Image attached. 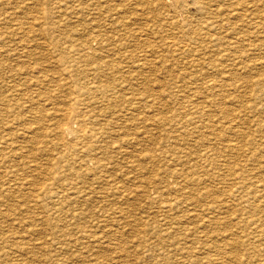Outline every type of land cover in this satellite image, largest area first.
<instances>
[{"label":"rangeland","instance_id":"1","mask_svg":"<svg viewBox=\"0 0 264 264\" xmlns=\"http://www.w3.org/2000/svg\"><path fill=\"white\" fill-rule=\"evenodd\" d=\"M92 1L0 0V264H264V0Z\"/></svg>","mask_w":264,"mask_h":264},{"label":"bare ground","instance_id":"2","mask_svg":"<svg viewBox=\"0 0 264 264\" xmlns=\"http://www.w3.org/2000/svg\"><path fill=\"white\" fill-rule=\"evenodd\" d=\"M79 1H80V0H78V3H79ZM83 1H84V0H83ZM88 1L90 2L91 0H88ZM93 1H94V0H93ZM93 1H92V2H93ZM107 1H108V0H107ZM116 1H117V0H116ZM159 1H160V0H159ZM174 1H175V0H174ZM177 1H179V0H177ZM181 1H182V0H181ZM193 1H194V0H193ZM193 1L190 0V2H193ZM213 1H215V0H213ZM3 2H4V1H3ZM62 2H63V1H62ZM65 2H66V1H65ZM69 2H70V1H69ZM89 2H88V3H89ZM101 2H102V0H101ZM101 2H100V3H101ZM105 2H106V1H105ZM108 2H109V1H108ZM133 2H134V1H133ZM196 2H199V1L196 0ZM203 2H204V1H203ZM203 2H202V5H203ZM208 2H209V0H208ZM215 2H216V1H215ZM245 2H247V1H245ZM44 3H45V2H44ZM44 3H43V4H44ZM55 3H56V1H55ZM55 3H54V4H55ZM58 3H59V1H58ZM58 3H57V4H58ZM71 3H72V2H71ZM90 3H91V2H90ZM110 3H111V1H110ZM113 3H114V2H113ZM128 3H129V2H128ZM175 3H176V1H175ZM180 3H181V2H180ZM183 3H185V2L183 1ZM199 3H200V2H199ZM249 3H250V2H249ZM249 3H247V6H248ZM66 4H68V3H66ZM82 4H83V3H82ZM101 4L104 5L103 2H102ZM101 4H100V5H101ZM106 4H108V3H106ZM129 4H130V3H129ZM164 4H165V3H164ZM176 4H177V3H176ZM185 4L189 5L188 3H185ZM195 4H196V3H195ZM204 4H205V3H204ZM217 4H218V3H217ZM55 5H56V4H55ZM61 5H63V4L61 3ZM78 5H79V4H78ZM91 5H93V4H89V6H91ZM112 5H113V4H112ZM112 5H109V6H112ZM134 5H135V4H134ZM180 5H181V4H180ZM187 5H186V6H187ZM234 5H235V4H234ZM234 5H233V6H234ZM236 5H237V3H236ZM239 5H240V4H239ZM241 5H242V4H241ZM243 5H244V3H243ZM245 5H246V4H245ZM39 6H40V5H39ZM39 6H38V7H39ZM58 6H59V5H58ZM82 6H83V5H82ZM89 6H88V7H89ZM98 6H99V5H98V2H97V6H96V7H98ZM131 6H132V4H131ZM207 6H208V5H207ZM53 7H54V6H53ZM60 7H61V6H59V8H60ZM62 7H63V6H62ZM72 7H73V6H72ZM80 7H81V6H80ZM91 7H92V6H91ZM94 7H95V6H94ZM99 7H100V6H99ZM99 7H98V8H99ZM170 7H171V6H170ZM182 7H184V6H182ZM197 7H198V6H197ZM237 7H238V5H237ZM237 7H235V9H236ZM242 7H243V6H242ZM242 7H241V9L244 8V7H243V8H242ZM245 7H246V6H245ZM254 7H256V6H254ZM55 8H57V6H56ZM55 8H54V10H55ZM65 8H66V7H65ZM69 8H70V7H69ZM73 8H75V7H73ZM106 8H107V7H106ZM129 8H131V7L129 6L128 9H129ZM173 8H176V7L173 6ZM179 8H180V6H179ZM185 8H186V7H185ZM193 8H194V7H193ZM210 8H211V7H210ZM238 8H239V7H238ZM42 9H43V8H42ZM52 9H53V8H52ZM57 9H58V8H57ZM60 9H61V8H60ZM66 9H67V8H66ZM81 9H82V8H81ZM91 9H92V8H91ZM100 9H101V8H100ZM121 9H122V8H121ZM125 9H127V8H125ZM208 9H209V8H208ZM221 9H222V8H221ZM223 9H224V8H223ZM231 9H232V8H231ZM239 9H240V8H239ZM239 9H238V12H239ZM64 10H65V9H64ZM75 10H76V9H75ZM84 10H85V9H84ZM104 10H105V8H104ZM112 10H113V9H112ZM203 10H204V9H203ZM209 10H210V9H209ZM226 10H228V8H227V9L225 8V11H226ZM59 11H61V10H59ZM76 11H77V10H76ZM94 11H96V8H95ZM102 11H103V10H102ZM107 11H109V9H108ZM135 11H136V10H135ZM165 11H166V10H165ZM173 11H174V10H173ZM201 11H202V9H201ZM206 11H207V10H206ZM213 11H215V10H214V7H213ZM225 11H223V14H224ZM230 11H231V10H230ZM54 12H56V11H54ZM80 12H81V11H80ZM88 12H89V11H88ZM100 12H101V11H100ZM100 12H96V13L98 14V13H100ZM104 12H105V11H104ZM118 12H119V11H118ZM121 12H122V11H121ZM137 12H138V11H137ZM193 12H196V11H193ZM204 12H205V11H204ZM207 12H208V11H207ZM207 12H206V14L204 13L205 16L207 15ZM233 12H234V11H233ZM235 12H236V11H235ZM75 13H76V12H75ZM77 13H78V12H77ZM102 13H103V12H102ZM110 13H111V12H110ZM114 13H115V12H114ZM119 13H120V12H119ZM122 13H123V12H122ZM135 13H136V12H135ZM182 13H183V12H182ZM184 13H185V12H184ZM200 13H201V12H200ZM200 13H199V14H200ZM211 13H212V11H211ZM221 13H222V12H221ZM70 14H71V13H70ZM87 14H88V13H87ZM108 14H109V12H108ZM108 14H107V15H108ZM120 14H121V13H120ZM123 14H124V13H123ZM186 14H187V13H186ZM192 14H193V13H192ZM199 14H198V15H199ZM214 14H217V13H214ZM83 15H85V13H84ZM83 15H82V16H83ZM110 15H111V14H110ZM116 15H118V14L116 13ZM116 15H115V16H116ZM173 15H174V14H173ZM211 15H212V14H211ZM218 15H219V14H218ZM227 15H228V14H227ZM249 15H250V14H249ZM249 15H248V16H249ZM69 16H70V15H69ZM72 16H73V15H72ZM91 16H92V15H91ZM94 16H95V15H94ZM103 16H104V15H103ZM103 16H102V18L105 17V16H104V17H103ZM121 16H122V15H121ZM136 16H137V15H136ZM195 16H196V15H195ZM229 16H230V14H229ZM229 16H228V17H229ZM78 17H80V16H78ZM78 17H77V18H78ZM109 17H110V16H109ZM111 17H113V16H111ZM140 17H141V16H140ZM168 17H169V16H168ZM206 17H207V16H206ZM206 17H205V18H206ZM218 17H220V16H218ZM218 17L216 16V19H217ZM221 17H222V19L224 20V18H223L224 16H221ZM232 17H233V16H232ZM34 18H36V17H34ZM37 18H38V17H37ZM99 18H101V17H99ZM115 18H116V17H115ZM117 18H118V17H117ZM157 18H158V17H157ZM164 18H165V17H164ZM169 18H170V17H169ZM171 18H172V17H171ZM171 18H170V20H171ZM193 18H194V17H193ZM212 18H213V17H212ZM214 18H215V17H214ZM230 18H231V16L229 17V19H230ZM135 19H136V18H135ZM143 19H144V18H143ZM166 19H167V18H166ZM183 19H184V17H183ZM186 19H187V18H186ZM194 19H195V18H194ZM203 19H204V18H203ZM203 19H202V20H203ZM222 19H221V20H222ZM233 19H234V18H233ZM100 20H101V19H100ZM158 20H159V18H158ZM172 20H173V19H172ZM196 20H197V19H196ZM199 20H201V19H199ZM205 20H207V18H206ZM208 20H209V19H208ZM231 20H232V19H231ZM234 20H235V19H234ZM234 20H232V21H234ZM80 21H81V20H80ZM86 21H87V20H86ZM96 21H97V20H96ZM101 21H102V20H101ZM116 21H117V20H116ZM166 21H167V20H166ZM203 21H204V20H203ZM215 21H216V20H215ZM224 21H225V23H226L227 20H224ZM232 21H231V22H232ZM57 22H58V21H57ZM64 22H66V19L64 20ZM97 22H98V21H97ZM105 22H107V21H105ZM105 22H104V23H105ZM184 22H185V21H184ZM186 22H187V21H186ZM205 22H206V21H205ZM220 22H221V24H222V21H219V23H218L219 25H220ZM74 23H75V22H74ZM111 23H113V21H112ZM167 23H168V22H167ZM173 23H174V22L172 21V24H173ZM190 23H191V22H190ZM213 23H214V22H213ZM227 23H228V22H227ZM227 23H226V24H227ZM47 24H48V23H47ZM93 24H94V23H93ZM95 24H96V23H95ZM105 24H106V23H105ZM107 24H108V23H107ZM124 24H126V23H124ZM179 24H181V23H179ZM193 24H194V23H193ZM216 24H217V22H216ZM228 24H230V23H228ZM255 24H257V23L255 22ZM43 25H45V24H43ZM85 25H88V24H85ZM99 25H100V24H99ZM103 25H104V24H103ZM110 25H111V24H110ZM114 25H116V24H114ZM117 25H118V24H117ZM167 25H168V24H167ZM167 25H166V26H167ZM174 25H175V24H174ZM174 25H173V26H174ZM182 25H183V24H182ZM187 25H188V24H187ZM187 25H185V26H187ZM211 25H212V22H211ZM222 25H223V24H222ZM232 25H236V24L234 23V24H232ZM47 26H48V25H47ZM52 26H54V25H52ZM52 26H51V27H52ZM76 26H77V25H76ZM92 26H93V25H92ZM92 26H91V27H92ZM105 26H106V25H105ZM168 26H169V25H168ZM168 26H167V27H168ZM173 26H172V28H173ZM199 26H200V25H199ZM217 26H218V25H217ZM229 26H230V25H229ZM87 27H88V26H87ZM95 27H96V26H95ZM116 27H117V26H116ZM116 27H115V28H116ZM120 27H121V26H120ZM120 27H119V28H120ZM208 27H211V26L208 25ZM214 27H216V25H215ZM230 27H231V26H230ZM234 27H235V26H234ZM41 28H42V27H41ZM52 28H53V27H52ZM60 28H61V26H60ZM96 28H98V27H96ZM126 28H127V27H126ZM199 28H200V27H199ZM212 28H213V27H212ZM53 29H54V28H53ZM102 29H103V27H102ZM102 29L100 28L99 31H102ZM120 29H123V27L120 28ZM160 29H161V28H160ZM179 29H181V28L179 27ZM204 29H205V28H204ZM213 29H214V28H213ZM218 29H220V30L222 31V29H221L220 27H219ZM227 29H228V26H227ZM234 29H235V28H234ZM88 30H89V29H88ZM97 30H98V29H97ZM193 30H194V29H193ZM104 31H105V30H104ZM108 31H112V30H108ZM121 31H122V30H121ZM177 31H178V30H177ZM188 31H189V30H188ZM198 31H199V30H198ZM200 31H201V29H200ZM202 31H204V30H202ZM202 31H201V32H202ZM207 31H208V30H207ZM214 31H216V30H214ZM223 31H224V30H223ZM230 31H231V30H230ZM128 32H129V31H128ZM175 32H176V31H175ZM211 32H212V31H211ZM1 33H2V32H1ZM97 33H98V32H97ZM106 33H107V32H106ZM110 33H111V32H110ZM115 33H116V32H115ZM138 33H139V32H138ZM203 33H204V32H202V34H203ZM205 33H206V32H205ZM209 33H210V32H209ZM118 34H119V33H118ZM128 34H129V33H128ZM128 34H127V36H128ZM130 34H131V33H130ZM166 34H167V33H166ZM173 34H174V33H173ZM177 34H179V31H178ZM185 34H186V33H185ZM200 34H201V33H200ZM97 35H99V34H97ZM155 35H157V34H155ZM155 35H154V37H156ZM186 35H187V34H186ZM117 36H118V35H117ZM117 36H116V37H117ZM123 36H125V35H123ZM129 36H130V35H129ZM138 36H139V35H138ZM165 36H166V35H165ZM184 36H185V35H184ZM191 36H192V34H191ZM0 37H2L1 34H0ZM104 37H105V36H104ZM116 37H115V38H116ZM161 37H162V36H161ZM161 37H159V38L162 39ZM175 37H177V36H175ZM175 37H174V38H175ZM105 38H106V37H105ZM117 38H118V37H117ZM117 38H116V39H117ZM130 38H131V37H130ZM137 38H138V37H137ZM146 38H147V37H146ZM190 38H191V37H190ZM208 38H210V37H208ZM211 38H213L212 35H211ZM0 39H1V38H0ZM97 39H98V37H97ZM107 39H108V38H107ZM113 39H114V38H113ZM120 39H121V38H120ZM138 39H140V38H138ZM156 39H158V38H156ZM170 39H171V38H170ZM172 39H173V38H172ZM178 39H179V38H178ZM235 39H236V38H235ZM76 40H77V39H76ZM140 40H142V39H140ZM163 40H166V38L163 39ZM180 40H181V39H180ZM212 40H213V39H212ZM241 40H242V39H241ZM0 41H1V40H0ZM96 41H97V40H96ZM100 41H101V40H100ZM136 41H138V40H136ZM136 41L134 40L133 42H136ZM153 41H154V40H153ZM160 41H161V40H160ZM178 41H179V40H178ZM196 41H197V40H196ZM207 41H208V40H207ZM210 41H211V40H209V42H210ZM236 41H238V40H236ZM84 42H85V41H84ZM138 42H139V41H138ZM138 42H137V43H138ZM148 42H149V41H148ZM176 42H177V41H176ZM209 42H208V43H209ZM211 42H213V41H211ZM233 42H234V41H233ZM108 43H109V42H108ZM120 43H121V42H120ZM130 43H131V42H130ZM149 43H150V42H149ZM156 43H157V40H156ZM156 43H155V44H156ZM158 43H159V42H158ZM168 43H169V42H168ZM230 43H231V42H230ZM234 43H235V42H234ZM140 44H141V43H140ZM165 44H167V43L165 42ZM169 44H170V43H169ZM169 44H168V46H170ZM211 44H213V43H211ZM232 44H233V43H232ZM235 44H237V43H235ZM74 45H75V43H74ZM122 45H123V44H122ZM138 45H139V44H138ZM146 45H147V44H146ZM163 45H164V44H162V46H163ZM175 45H176V44H175ZM177 45H179V44L177 43ZM228 45H230V44L228 43ZM228 45H227V46H228ZM135 46H136V44H135ZM157 46H158V45H157ZM171 46H172V45H171ZM173 46H174V45H173ZM231 46H232V45H231ZM81 47H82V46H81ZM106 47H107V46H106ZM125 47H126V46H125ZM215 47H216V46H215ZM82 48H83V47H82ZM104 48H105V47H104ZM123 48H124V47H123ZM127 48H128V47H127ZM201 48H202V46H201ZM203 48H204V47H203ZM208 48H209V47H208ZM232 48H233V46H232ZM0 49H1V48H0ZM124 49H125V48H124ZM168 49H169V48H168ZM188 49H189V48H188ZM198 49H200V48H198ZM228 49H229V48H228ZM1 50H2V49H1ZM77 50H78V52H79V49H78V48H77ZM77 50H76V51H77ZM104 50H106V49H104ZM114 50H115V49H113V52H114ZM203 50H204V49H203ZM203 50H202V51H203ZM225 50H226V49H225ZM64 51H65V50H64ZM74 51H75V50H74ZM167 51H168V50H167ZM178 51H179V50H178ZM188 51H189V50H188ZM229 51H231V50H229ZM233 51H234V50H233ZM252 51H253V53H254V50H252ZM101 52L103 53V51H101ZM183 52H184V51H183ZM217 52H218V51H217ZM226 52H228V50H227ZM249 52H250V51H249ZM249 52H248V53H249ZM107 53H108V52H107ZM117 53H118V52H117ZM206 53H207V52H206ZM230 53H231V52H230ZM250 53H251V52H250ZM78 54H79V53H78ZM81 54H83V51H82ZM203 54H204V53H203ZM226 54H227V53H226ZM226 54H225V55H226ZM232 54H233V53H232ZM239 54H240V53H239ZM239 54H238V55H239ZM254 54H255V53H254ZM85 55H86V54H85ZM87 55H88V54H87ZM95 55H98L97 52L95 53ZM108 55H109V54H108ZM111 55H112V54H111ZM111 55H109V57H111ZM120 55H121V54H120ZM145 55H146V54H145ZM179 55H180V54H179ZM183 55H184V54H183ZM223 55H224V54H222V56H223ZM225 55H224V56H225ZM228 55H229V52H228L227 56H228ZM235 55H236V53H235ZM246 55H248V54H246ZM251 55H252V54H251ZM257 55H258V54H257ZM169 56H170V55H169ZM181 56H182V55H181ZM184 56H185V55H184ZM217 56H218V55H217ZM220 56H221V55H220ZM236 56H237V55H236ZM248 56H249V55H248ZM252 56H253V55H252ZM106 57H107V56H106ZM109 57H108V58H109ZM178 57H179V56H178ZM190 57H192V56H190ZM230 57H231V56H230ZM246 57H247V56H246ZM254 57H255V56H254ZM126 58H127V57H126ZM170 58H171V57H170ZM221 58H222V57H221ZM224 58H225V57H224ZM224 58L222 59V61H224ZM237 58H238V57H236V59H237ZM252 58H253V57H252ZM256 58H257V57H256ZM259 58H260V57H259ZM61 59H62V58H61ZM102 59H103V58H102ZM106 59H107V58H105L104 61H105ZM119 59H120V58H119ZM124 59H125V58H124ZM124 59H123V60H124ZM171 59H172V58H171ZM184 59H185V58H184ZM190 59H191V58H190ZM192 59H193V58H192ZM210 59H211V58H210ZM253 59L255 60V58H253ZM263 59H264V58H263ZM63 60H64V59H63ZM145 60H147V59H145ZM204 60H205V59H204ZM239 60H241V59L239 58ZM239 60H238V62H239ZM75 61H76V60H75ZM91 61H92V60H91ZM91 61H90V62H91ZM107 61H108V60H107ZM191 61H192V60H191ZM220 61H221V60H220ZM233 61H234V60H233ZM255 61H256V60H255ZM261 61H263L262 58H261ZM69 62H70V61H69ZM115 62H116V61H115ZM117 62H118V61H117ZM159 62H160V61H159ZM184 62H185V60H184ZM214 62H215V61H214ZM72 63H73V62H72ZM75 63H77V62H75ZM84 63H85V61H84ZM104 63H105V62H104ZM137 63H138V62H137ZM185 63H187V62H185ZM217 63H218V62H217ZM239 63H240V62H239ZM258 63H259V62H258ZM114 64H115V63H114ZM194 64H195V63H194ZM260 64H261V63H260ZM262 65H264V63H263ZM84 66H85V65H84ZM104 66H105V65H104ZM197 66H198V65H197ZM111 67H112V66H111ZM194 67H195V66H193V68H194ZM203 67H205V66H203ZM32 68H33V67H32ZM217 68H218V67H217ZM220 68H221V67H220ZM221 69H222V68H221ZM224 69H225V68H224ZM244 69H245V67H244ZM246 69H247V68H246ZM263 69H264V68H263ZM65 70H67V69H65ZM65 70H64V71H65ZM107 70H108V69H107ZM211 70H213V69H211ZM215 70L218 71V69L215 68L212 72H214ZM219 70H220V69H219ZM226 70H227V69H226ZM226 70H225V72H226ZM247 70H248V69H247ZM108 71H109V70H108ZM208 71H210V70H208ZM250 71H251V70H250ZM261 71H262V70H261ZM263 71H264V70H263ZM62 72H63V71H62ZM205 72H206V71H205ZM218 72H219V71H218ZM100 73H101V72H100ZM188 73H189V72H188ZM220 73H221V71H220ZM262 73H263V72H261V75H262ZM216 74H217V73H216ZM222 74H223V73H222ZM95 75H96V74H95ZM95 75H94L93 77H95ZM110 75H111V74H110ZM217 75H218V74H217ZM80 76H81V75H80ZM101 76H103V75H101ZM180 76H182V74H180ZM183 76H184V75H183ZM202 76H203V75H202ZM206 76H208V75H206ZM206 76H205V77H206ZM257 76H258V75H257ZM86 77H87V76H86ZM91 77H92V76H91ZM98 77H99V76H98ZM205 77H204V79L206 80ZM209 77H210V76H209ZM209 77H208V78H209ZM88 78H89V77H88ZM208 78H207V80H208ZM210 78H213V77H210ZM221 78H224V77H221ZM216 79H217V78H215V80H216ZM219 79H220V78H219ZM224 79H225V78H224ZM45 80H46V79H45ZM181 80H182V79H181ZM220 80H221V79H220ZM258 80H260V79H258ZM90 81H91V80H90ZM93 81H94V80H93ZM202 81H203V80H202ZM217 81H218V80H217ZM204 82H205V81H204ZM207 82H208V81H207ZM207 82H206V83H207ZM259 82H260V81H259ZM90 83H91V82H90ZM215 83H216V82H215ZM219 83H220V82H219ZM223 83H224V82H223ZM260 83H261V82H260ZM257 84H258V82H257ZM83 85H84V84H83ZM83 85H82V86H83ZM222 85H223V84H222ZM258 85H259V84H258ZM258 85H257V86H258ZM80 86H81V84H80ZM82 86H81V87H82ZM85 86H86V85H85ZM212 86H213V84H212ZM224 86H225V85H224ZM181 87H182V86H181ZM16 88H17V87H16ZM82 88H83V87H82ZM82 88H81V90H82ZM87 88H89V87H87ZM208 88H209V87H208ZM14 89H15V88H14ZM214 89H215V88H214ZM81 90H79V92H80ZM253 90H254V88H253ZM255 90H256V89H255ZM257 90H258V89H257ZM257 90H256V91H257ZM260 90H261V89H260ZM262 90H263V89H262ZM86 92H88V90H87ZM90 92H91V91H90ZM259 92H260V91H259ZM84 93H85V92H84ZM14 94H15V93H14ZM80 94H81V93H80ZM93 94H94V93H93ZM176 94H177V93H176ZM210 94H211V93H210ZM263 94H264V93H263ZM76 95H77V94H76ZM76 95H75V96H76ZM177 95H178V94H177ZM182 95H183V94H182ZM182 95H179V97L181 96V98H182ZM184 95H185V93H184ZM184 95H183V96H184ZM187 95H188V94H187ZM211 95H212V94H211ZM254 95H255V94H254ZM45 96H46V95H45ZM45 96H44V97H45ZM11 97H12V96H11ZM105 97H106V96H105ZM177 97H178V96H177ZM179 97H178V98H179ZM207 97H208V96H207ZM255 97H256V96H255ZM260 97L262 98V96H260ZM14 98H15V97H14ZM91 98H92V97H91ZM96 98H97V97H96ZM181 98H180V99H181ZM184 98H186V97L184 96ZM184 98H183V99H184ZM15 99H16V98H15ZM87 99H89V98H87ZM93 99H94V97H93ZM101 99H103V98H101ZM113 99H114V98H113ZM209 99H210V98H209ZM223 99H224V98H223ZM71 100H72V99H71ZM75 100H76V99H75ZM108 100H109V99H108ZM108 100H107V101H108ZM213 100H214V99H213ZM261 100H262V99H261ZM263 100H264V99H263ZM263 100H262V101H263ZM6 101H7V100H6ZM11 101H12V100H11ZM98 101H99V100H98ZM216 101H217V100H215V103H216ZM226 101H227V100H226ZM234 101H235V99H234ZM252 101H254V100L252 99ZM262 101H260V102H262ZM17 102H18V101H17ZM93 102H94V101H93ZM109 102H110V100H109ZM223 102H224V101H223ZM8 103H9V102H8ZM89 103H90V102H89ZM203 103H204V102H203ZM203 103H202V105H203ZM211 103H212V102H211ZM237 103H238V102H237ZM247 103H248V102H247ZM254 103H255V102H254ZM14 104H15V103H14ZM108 104H109V103H108ZM190 104H191V103H190ZM213 104H214V101H213ZM217 104H218V101H217ZM220 104H221V102H220ZM222 104H223V103H222ZM262 104H264V103H262ZM0 105H1V104H0ZM88 105H90V104H88ZM188 105H189V104H188ZM188 105H187V106H188ZM218 105H219V104H218ZM225 105H226V104H225ZM260 105H261V104H260ZM17 106H18V105H17ZM85 106H86V105H85ZM85 106H84L83 108H81V107H77L76 104H70L69 106H67V108L65 107L67 110L64 111L65 113H63V114H65L66 116H69V117H66V121H65V122H64V121L62 122V120H61V122L58 123V125L56 126V127L58 128V129H57V132H59V134H60V136L58 135V138L61 140V143L63 142V145H64V142L67 141V138L69 137V134H72L73 132H75V133L77 132V134L74 135V140H77V141H79L80 139H84V138H87V139L89 140L90 138H92V137L94 136L95 133L93 134L92 130H91V131L89 130V131L87 132V130L85 131V129H84V128L86 127V123H88L89 119H93V118H89V117L87 116V117H88V121H86V117H85V116L88 115L90 111H89ZM189 106H190V105H189ZM199 106H200V105H199ZM199 106H196V107H199ZM214 106H216V105L214 104ZM219 106H220V105H219ZM219 106H218V107H219ZM255 106H256V105H255ZM7 107H8V106H7ZM88 107H90V106H88ZM193 107H194V105L192 106V108H193ZM196 107H195V109H194V108H193V109H194V110L198 109V108H196ZM206 107H208V106H206ZM216 107H217V106H216ZM220 107H221V106H220ZM225 107H227V106H225ZM225 107H224V105H223L222 108L225 109ZM10 108H11V107H10ZM59 108H60V107H59ZM203 108H205V107H203ZM203 108H202V109H203ZM237 108H238V107H237ZM240 108H241V107H240ZM242 108H243V107H242ZM11 109H12V108H11ZM11 109H7V110H11ZM186 109H187V108H186ZM189 109H190V108H189ZM200 109H201V108H200ZM207 109H208V108H207ZM207 109H206V110H207ZM211 109H212V108H210V110H211ZM246 109H247V108H246ZM250 109H251V108H249V110H250ZM257 109H258V108H257ZM263 109H264V108H263ZM56 110H57V109H56ZM56 110H55V111H56ZM93 110H94V109H93ZM183 110H184V109H183ZM210 110H209V112H210ZM217 110H218V108H217ZM217 110H216V111H217ZM241 110H243V109H241ZM244 110H245V109H244ZM94 111H95V110H94ZM94 111H93V112H94ZM184 111H185V110H184ZM189 111H190V110H189ZM198 111H200V110H198ZM198 111H197V112H198ZM212 111H213V110H212ZM231 111H232V110H231ZM234 111H237V110H234ZM251 111H252V110H251ZM258 111H259V110H258ZM6 112H7V111H6ZM10 112L12 113V111H10ZM186 112H187V110H186ZM186 112H185V113H186ZM204 112H205V111H204ZM206 112H208V110H207ZM206 112H205V113H206ZM209 112H208V115H209ZM213 112H214V111H213ZM218 112H219V111H218ZM232 112H233V111H232ZM232 112H231V113H232ZM244 112H246V111H244ZM249 112H250V111H249ZM187 113H188V112H187ZM189 113L191 114V112H189ZM194 113H195V112H194ZM194 113H193V115H195ZM199 113H200V112H199ZM201 113H202V112H201ZM233 113H234V112H233ZM236 113H237V112H236ZM256 113H258V112H256ZM259 113H260V111H259ZM262 113H263V112H262ZM100 114H101V113H100ZM197 114H198V113H197ZM197 114H196V115H197ZM219 114H221V113H219ZM219 114H218V115H219ZM237 114H239V113H237ZM65 115H64V116H65ZM101 115H102V114H101ZM110 115H111V114H110ZM196 115H195V116H196ZM204 115H205V114H204ZM225 115H226V114H225ZM254 115H255V114H254ZM94 116H95V113H94ZM190 116H191V115H189V117H190ZM198 116H199V114H198ZM198 116H197V117H198ZM202 116H203V113H202ZM219 116H220V115H219ZM221 116H222V115H221ZM228 116H229V115H228ZM230 116H231V115H230ZM230 116H229V118H230ZM236 116H237V115H236ZM240 116H242V115H240ZM246 116H247V115H246ZM249 116H250V115H249ZM249 116H248V117H249ZM92 117H93V116H92ZM205 117H206V116H205ZM210 117H211V115H210ZM210 117H209V118H210ZM223 117H224V114H223ZM231 117H232V116H231ZM234 117H235V116H234ZM242 117H243V116H242ZM250 117H251V116H250ZM250 117H249V118H250ZM257 117H258V116H257ZM191 118H192V117H191ZM193 118H196V117H193ZM201 118H202V117H201ZM219 118H220V117H219ZM224 118H225V117H224ZM224 118H223V119H224ZM237 118H239V117L237 116ZM95 119H96V118H95ZM226 119H227V118H226ZM259 119H260V118H259ZM261 119H262V118H261ZM192 120H193V119H191V121H192ZM196 120H198V119H196ZM196 120H195V121H196ZM201 120H202V119H201ZM233 120H234V119H233ZM238 120H239V119H238ZM257 120H258V119H257ZM257 120H256V122H257ZM263 120H264V119H263ZM91 121H92V120H91ZM91 121H90V122H91ZM184 121H185V120H184ZM203 121H205V119H203ZM215 121H216V120H215ZM222 121H225V119L222 120ZM229 121L231 122V119H230ZM252 121H253V118H252ZM197 122H199V121H197ZM209 122H210V121H209ZM211 122H212V121H211ZM211 122H210V124H211ZM227 122H228V121H227ZM259 122H263V121L261 120V121H259ZM188 123H189V122H188ZM191 123H193V122H191ZM201 123H202V122H201ZM205 123H206V122H205ZM231 123H232V122H231ZM252 123H253V122H252ZM90 124H92V123H90ZM193 124H194V123H193ZM193 124H192V125H193ZM206 124H207V123H206ZM206 124H205V125H206ZM216 124H217V123H216ZM222 124H223V123H222ZM234 124H235V123H234ZM243 124H244V123H243ZM253 124H255V123H253ZM253 124H252V125H253ZM257 124H258V123H257ZM259 124H260V123H259ZM202 125H203V124H202ZM205 125H204V127H205V128H208V127H206L207 125H206V126H205ZM235 125H236V127L238 126L237 124H235ZM74 126L77 127L76 130L74 129ZM185 126H186V125H185ZM189 126H190V124H189ZM189 126H188V127H189ZM197 126H198V125H197ZM199 126H200V125H199ZM227 126H228V125H227ZM230 126H231V125H229V128H230ZM244 126H245V125H244ZM244 126H243V130H244ZM4 127H5V126H4ZM90 127H91V125H90ZM113 127H114V126H113ZM204 127H203V128H204ZM209 127H212V125L209 126ZM219 127H222V126H219ZM236 127H234V128H236ZM252 127H253V126H251V128H252ZM7 128H9V127L7 126ZM103 128H106V127H102V129H103ZM110 128H112V127H110ZM110 128H109V129H110ZM181 128H183V127H181ZM181 128H180V129H181ZM191 128H192V127H191ZM194 128L197 129V127H194ZM201 128H202V127H201ZM214 128H215V127H214ZM238 128H239V127H238ZM100 129H101V127H100ZM192 129H193V128H192ZM199 129H200V127H199ZM231 129H233V126L231 127ZM107 130H108V129H107ZM200 130H201V129H200ZM208 130H209V128H208ZM216 130H217V128H216ZM216 130H215V131H216ZM241 130H242V128L240 129V132H241ZM243 130H242V131H243ZM252 130H253V129H252ZM256 130H257V129H256ZM261 130H262V129H261ZM5 131H6V129H5ZM113 131H114V130H113ZM180 131H181V130H180ZM186 131H187V130H186ZM212 131H214V130H211V132H212ZM227 131H228V130H227ZM236 131H238V130H236ZM10 132H11V131H9L8 133L10 134ZM102 132H103V131H102ZM216 132H217V131H216ZM224 132H226V130H225ZM224 132H223V133H224ZM248 132H249V131H248ZM1 133H2V132H1ZM1 133H0V134H1ZM179 133L181 134V132H179ZM205 133H206V132H205ZM212 133H213V132H212ZM3 134H5V132H4ZM6 134H7V133H6ZM73 134H74V133H73ZM98 134H99V133H98ZM220 134H221V133H220ZM225 134H226V133H225ZM236 134H237V133H236ZM242 134H243V132H242ZM178 135H179V134H178ZM182 135H184V134H182ZM185 135H186V133H185ZM240 135H241V134H240ZM249 135H250V134H249ZM259 135H260V134H259ZM259 135H258V138H259ZM261 135H262V134H261ZM4 136H6L5 139H7V135H4ZM4 136H3V137H4ZM8 136H9V135H8ZM96 136H97V135H96ZM229 136H230V135H229ZM256 136H257V134H256ZM97 137H98V136H97ZM97 137H94V138H97ZM246 137H247V136H246ZM260 137H261V136H260ZM0 138H1V137H0ZM8 138H9V137H8ZM180 138L183 139L182 137H180ZM239 138H240V137H239ZM256 138H257V137H256ZM87 139H86V140H87ZM263 139H264V138H263ZM263 139H262V140H263ZM8 140H9V139H8ZM91 140H92V139H91ZM99 140H100V139H99ZM249 140H250V139H249ZM254 140H255V139H254ZM257 140H258V139H257ZM0 141H2V140L0 139ZM251 141H252V140H251ZM260 141H261V140H260ZM8 142H9V141H8ZM82 142H83V140H82ZM82 142H81L80 144H82ZM89 142L91 143V141H89ZM92 142H93V141H92ZM242 142H243V141H242ZM262 142H263V141H262ZM84 143H85V142H84ZM90 143H87V144L90 145ZM96 143H97V142H96ZM96 143H95V145H97ZM251 143H253V142H251ZM257 143H258V141H257ZM257 143H256V144H257ZM7 144H8V143H7ZM80 144H78V145H80ZM87 144H85V145H87ZM254 144H255V143H254ZM260 144H261V143H260ZM2 145H4V144H2ZM98 145H99V147H101L103 144L100 143V144H98ZM98 145H97V146H98ZM100 145H101V146H100ZM263 145H264V144H262V146H263ZM0 146H1V145H0ZM260 146H261V145H260ZM2 147H3V146H2ZM75 147H77V142H76V141L68 142L67 145H66V149H67V150H69V149H74ZM78 147H79V146H78ZM81 147H82V146H81ZM92 147H93V145H92ZM254 147H255V146H254ZM82 148H83V147H82ZM255 148H256V147H255ZM87 149H88V148H87ZM87 149H84V150L87 151ZM95 149H96V151H97V148H95ZM245 149H246V148H245ZM0 150H1V148H0ZM3 150H4V149H3ZM76 150H77V149H76ZM76 150H75V151H76ZM84 150H83V151H84ZM88 150H89V149H88ZM250 150H251V148H250ZM250 150H249V151H250ZM1 151H2V150H1ZM89 151H90V150H89ZM90 152H91V151H90ZM94 152H95V151H94ZM182 152H183V151H182ZM0 153H2V152H0ZM81 153H83V152H81ZM92 153H93V152H92ZM249 153H250V152H249ZM252 153H253V152H252ZM5 154H6V153H5ZM83 154H84V153H83ZM182 154H183V153H182ZM263 154H264V152H263ZM1 155H2V154H1ZM12 155H13V154H12ZM89 155H90V154H89ZM180 155H181V154H180ZM4 156H6V155H4ZM4 156H3V157H4ZM90 156H92V155H90ZM94 156H95V155H94ZM182 156H183V155H182ZM184 156H185V155H184ZM255 156H256V155H255ZM263 156H264V155H263ZM0 157H1V156H0ZM8 158H9V157H8ZM97 158H98V157H97ZM2 159H3V158H2ZM4 159H5V157H4ZM6 159H7V158H6ZM86 159H87V158H86ZM89 159H90V158H89ZM89 159H88L87 161H89ZM94 159H95V158H94ZM90 160H91V159H90ZM5 161H7V160H5ZM150 161H151V160H150ZM246 161H247V160H246ZM263 161H264V160H263ZM3 162H4V161H3ZM7 162H8V161H7ZM89 162H90V161H89ZM262 163H263V162H262ZM6 164H8V163H6ZM85 164H86V163H85ZM92 164H93V163H92ZM132 164H133V163H132ZM102 165H103V164H102ZM243 165H244V164H243ZM8 166H9V165H8ZM2 167H3V164H2ZM246 167H247V166H246ZM246 167H245V169H246ZM261 167H264V166L262 165ZM7 168H8V167H6V169H7ZM11 169H12V168H11ZM71 169H73V168H71ZM242 169H243V168H242ZM1 170H2V169H1ZM94 170H95V169H94ZM246 170H247V169H246ZM254 170H255V169H254ZM2 171H3V170H2ZM5 171H6V170H5ZM5 171H3V172H5ZM10 171H11V170H10ZM75 171H76V169H75ZM259 171H260V170H259ZM11 172H12V171H11ZM73 172H74V171H73ZM100 172H103V171H100ZM241 172H242V171H241ZM13 173H14V172H13ZM76 173H77V172H76ZM81 173H82V172H81ZM213 173H214V172H213ZM244 173H246V171H245ZM258 173H259V172H258ZM1 174H2V173H1ZM1 174H0V175H1ZM6 174H7V173H6ZM9 174H10V173H9ZM79 174H80V173H79ZM101 174H102V173H101ZM170 174H171V173H170ZM173 174H174V173H173ZM83 175H84V174H83ZM250 175H251V174H250ZM7 176H8V175H7ZM7 176H5V177H7ZM80 176L83 177L82 175H80ZM96 176H97V175H96ZM173 176H174V175H173ZM246 176H247V175H246ZM10 177L12 178V174H11ZM98 177H99V176H98ZM103 177H104V176H103ZM242 177H243V175H242ZM96 178H97V177H96ZM96 178H95V179H96ZM174 178H175V177H174ZM13 179H14V177H13ZM100 179H101V178H100ZM239 179H240V178H239ZM243 179H244V178H243ZM243 179H242V181H243ZM247 179H248V178H247ZM10 180H11V179H10ZM10 180H9V181H10ZM250 180H251V179H250ZM245 181H246V179H245ZM260 181H261V180H260ZM262 181H263V179H262ZM2 182H3V181H2ZM184 182H185V181H184ZM240 182H241V181H240ZM258 182H259V181H258ZM170 183H172V182H170ZM250 183H251V182H250ZM259 183H261V182H259ZM5 184H6V182H5ZM239 184H240V183H239ZM257 184H258V183H257ZM257 184H256V185H257ZM3 185H4V184H3ZM180 185H181V184H180ZM182 185H183V184H182ZM240 185H241V184H240ZM240 185H239V186H240ZM242 185H243V184H242ZM251 185H252V184H251ZM260 185H261V184H260ZM260 185H259V186H260ZM244 186H245V185H244ZM244 186H243V187H244ZM1 187H3V186H1ZM177 187H178V186H177ZM180 187H181V186H180ZM184 187H185V186H184ZM249 187H250V186H249ZM257 187H258V186H257ZM262 187H263V185H262ZM116 188H117V187H116ZM178 188H179V187H178ZM178 188H177V189H178ZM244 188H245V187H244ZM1 189H2V188H1ZM120 189H121V188H120ZM175 189H176V188H175ZM177 189H176V190H177ZM258 189H259V188H258ZM262 189H263V188H262ZM249 190H251V189H249ZM260 190H261V189H260ZM3 191H5L4 188H3ZM61 191H62V190H61ZM64 191H65V190H64ZM165 191H166V190H165ZM242 191H243V190H242ZM263 191H264V190H263ZM263 191H262V192H263ZM119 192H120V191H119ZM123 192H124V191H123ZM123 192H122V193H123ZM167 192H168V191H167ZM238 192H239V191H238ZM252 192H253V190H252ZM259 192H260V191H259ZM262 192H261V193H262ZM165 193H166V192H165ZM171 193H172V192H171ZM174 193H175V192H174ZM234 193H235V192H234ZM256 193H257V192H256ZM256 193L253 194V195H255V196L252 195V200L250 201V204H251V206L253 207V209L258 210V209H260V208L262 207V205L260 204V202L262 201V198H261V199L259 198V200H261V201H259V200H258V195H257ZM261 193H260V194H261ZM248 194H249V193H248ZM260 194H259V196H260ZM163 195H164V194H163ZM167 195H168V194H167ZM176 195H177V194H176ZM176 195H175V196H176ZM243 195H244V193H243ZM243 195H242V196H243ZM262 195H264V193H263ZM242 196H241V197H242ZM244 196H245V195H244ZM247 196H248V195H247ZM250 196H251V195H250ZM241 197H240V198H241ZM263 197H264V196H263ZM176 198H177V197H176ZM245 198H246V197H245ZM236 199H237V198H236ZM243 199H244V198H243ZM73 200H74V199H73ZM173 200H174V198H173ZM240 200H242V199H240ZM246 200H247V199H246ZM249 200H250V199H249ZM249 200H248V201H249ZM246 202H247V201H246ZM263 202H264V201H263ZM240 203H241V202H240ZM242 203L244 204L245 202H242ZM261 203H262V202H261ZM263 205H264V204H263ZM173 206H174V203H173ZM239 206H241V205H239ZM243 208H244V207H243ZM250 208H251V207H250ZM174 209H175V208H174ZM113 210H114V209H113ZM261 210H262V208H261ZM261 210H258V212L261 211ZM111 211H112V210H111ZM114 211H115V210H114ZM112 212H113V211H112ZM239 212H240V210H239ZM249 212H250V211H249ZM249 212H248V213H249ZM253 212H254V211H253ZM256 212H257V211H256ZM258 212H257V215H258ZM237 213H238V212H237ZM237 213H236V214H237ZM240 213H241V212H240ZM113 214H114V212H113ZM113 214H112V215H113ZM243 214H244V213H243ZM255 214H256V213H255ZM259 214H260V213H259ZM108 215H109V214H108ZM108 215H107V216H108ZM110 215H111V214H110ZM238 215H239V213H238ZM253 215H254V214H253ZM257 215H254V216H257ZM107 216H106V217H107ZM213 216H214V215H213ZM241 216H242V214H241ZM251 216H252V213H251ZM251 216H250V217H251ZM246 217H247V216H246ZM257 217H258V216H257ZM257 217H255V219H254L252 222L256 221V218H257ZM259 217H260V216H259ZM262 217H263V216H262ZM241 218H242V217H241ZM244 218H245V217H244ZM108 219H109V217H108ZM248 219H249V218H248ZM257 219L259 220V218H257ZM260 219H261V218H260ZM251 220H252V219H251ZM248 221H249V223H250V220H248ZM102 222H103V221H102ZM259 222H260V220H259ZM259 222H258V224H259ZM261 222L264 224V220H263V219H262ZM100 223H101V222H100ZM105 223H106V222H105ZM247 223H248V222H247ZM96 224L98 225V223H96ZM102 224H104V222H103ZM250 224H251V223H250ZM249 226H250V225H249ZM258 226H259V225H258ZM258 226H257V224L254 225V227L256 228V230H258V229H257ZM250 227H251V226H250ZM262 228H263V227H262ZM252 230H253V229H252ZM90 231H91V230H90ZM85 232H87V231H85ZM88 232H89V231H88ZM257 233H258V232H257ZM260 233H261V227H260ZM261 234H262V233H261ZM186 236H187V235H186ZM258 237H259V236H258ZM260 238H261V237H260ZM260 238H259V241H260ZM56 242H58V241H56ZM176 248H177V247H176ZM183 249H184V248H183ZM261 251H262V250H261ZM0 252H1V251H0ZM3 252H4V251H3ZM4 253L7 254L6 252H4ZM9 254H10V253H9ZM258 255H260V254H258ZM7 256H8V254H7ZM255 258H256V257H254V260H255V262H256V261H257L256 259H257L258 257H257L256 259H255ZM250 259H251V258H250ZM249 261H250V260H249ZM251 262H253V261H251ZM260 262H261V260H260ZM260 262H259L258 264H261V263H262V262H261V263H260ZM11 264H13V263H11ZM252 264H253V263H252Z\"/></svg>","mask_w":264,"mask_h":264}]
</instances>
